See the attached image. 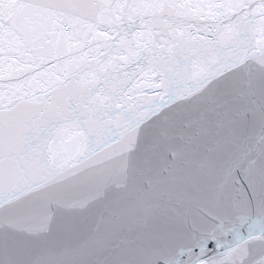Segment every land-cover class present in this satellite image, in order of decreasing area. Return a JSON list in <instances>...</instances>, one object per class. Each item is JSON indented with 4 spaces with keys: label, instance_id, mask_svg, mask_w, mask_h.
Returning a JSON list of instances; mask_svg holds the SVG:
<instances>
[{
    "label": "snow or ice",
    "instance_id": "obj_1",
    "mask_svg": "<svg viewBox=\"0 0 264 264\" xmlns=\"http://www.w3.org/2000/svg\"><path fill=\"white\" fill-rule=\"evenodd\" d=\"M0 264H264V0H0Z\"/></svg>",
    "mask_w": 264,
    "mask_h": 264
}]
</instances>
